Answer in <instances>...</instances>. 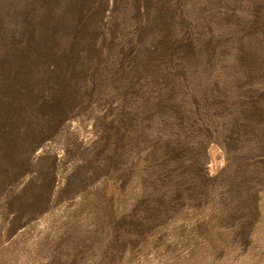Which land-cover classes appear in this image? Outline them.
Instances as JSON below:
<instances>
[{
  "label": "rangeland",
  "instance_id": "1",
  "mask_svg": "<svg viewBox=\"0 0 264 264\" xmlns=\"http://www.w3.org/2000/svg\"><path fill=\"white\" fill-rule=\"evenodd\" d=\"M0 264H264V0H0Z\"/></svg>",
  "mask_w": 264,
  "mask_h": 264
}]
</instances>
